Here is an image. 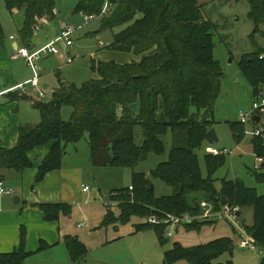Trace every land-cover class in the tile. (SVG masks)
I'll list each match as a JSON object with an SVG mask.
<instances>
[{
  "label": "trees",
  "instance_id": "obj_1",
  "mask_svg": "<svg viewBox=\"0 0 264 264\" xmlns=\"http://www.w3.org/2000/svg\"><path fill=\"white\" fill-rule=\"evenodd\" d=\"M3 1L11 13L24 10L20 40L32 49V38L40 28V19H53L59 0ZM246 1L250 8L248 19L255 27L253 35L264 36V0ZM107 2L110 6L107 15L100 18L101 29L126 26L114 35L109 48L142 56L141 60L126 64L92 61L91 70L97 78L82 86L61 82L50 102L34 104L41 113V122L21 126L17 146L0 150V181L2 170L22 173L33 166L29 153L51 145L36 178L37 182H42L47 174L62 167L67 147L85 137H88L95 166L134 169L151 155H165L163 137L170 134L172 148L166 161L149 174L133 173L132 192L128 187L110 194L103 227L125 226L133 218H164L168 214L194 216L200 209L190 204L189 197L202 194L217 207L231 203L239 205L242 212L251 208L253 223L245 225L244 230L258 248L264 249V194L259 195L256 189L247 187L239 179H222L218 190L214 175L225 164V156L207 154L208 176L204 177L197 153L210 141L208 132L216 124L215 107L223 78L220 63L214 58V32L219 27L207 16L208 4L200 0H79L76 13L100 16ZM3 39L0 21V42ZM240 67L257 98L264 90V49L244 55ZM21 98L10 96L12 101ZM65 107L72 109L69 121L62 118ZM244 127L241 122H229L238 144L242 142ZM251 144L254 155L264 158L262 140L255 137ZM254 176L258 183L264 184V164ZM154 180L171 187L173 194L156 196L151 190L152 185L156 187ZM112 204L117 206V213L111 209ZM36 207L47 221H57L72 210L65 204H38ZM208 224L195 221L187 230L201 231ZM152 227L160 243H165L167 226ZM148 228L151 226L147 222L137 224L135 232ZM25 237L26 231L22 228L20 249L11 254L0 253V264H26L31 254L25 251ZM65 245L74 264L82 262L88 254L86 245L77 237H67ZM46 249L47 246L41 244L39 251ZM233 249V242L228 238L192 248L175 243L165 253V261L168 264L181 260L188 264H233L217 261L225 254L232 256Z\"/></svg>",
  "mask_w": 264,
  "mask_h": 264
},
{
  "label": "rangeland",
  "instance_id": "obj_2",
  "mask_svg": "<svg viewBox=\"0 0 264 264\" xmlns=\"http://www.w3.org/2000/svg\"><path fill=\"white\" fill-rule=\"evenodd\" d=\"M200 2L208 4L206 8L207 16L219 27V30L214 32V58L220 63L223 71L221 93L215 107L216 124L212 128L215 130L218 141L214 143L207 141L202 149L197 151L202 174L204 177L208 176L205 156L207 154L212 155L210 149H227L230 154L225 155V164L214 175V179L217 180L215 184L217 189H221L222 179H239L247 187L256 189L257 193L262 195L264 194V184L258 183L254 176V172H257L255 167L259 165L251 144V140L255 136L246 135V130H252L254 127L252 125L244 127L242 142L238 144L230 131L229 122H240L241 112H251L253 102L257 99L253 96L252 88L242 74L240 61L244 55L254 53L259 48L264 49V36L260 33L253 35L255 27L253 22L248 19L250 8L246 0H241L239 3L236 0H229L225 3L213 0H200ZM78 3L79 0H59L57 2L56 9L58 11H62L66 16H74L71 21L69 19L70 22L60 17L64 23H67L69 27L77 28L81 24L83 27L74 32L71 38L73 46L65 52L68 57L73 58V63L59 65L55 58V60L52 59L53 56L44 57L40 63L41 87L48 80L49 75L53 80L50 88L44 90L46 96L43 100L46 102L51 100L52 93L59 89L60 80L65 84L69 82L76 86H82L91 79L97 78L98 75L91 70L92 61H114L119 64H126L140 61L142 57L131 52L111 50L109 45L113 42L114 35L126 26L117 27L113 30H102L101 19L91 21L85 25L82 22V17L79 13H76ZM23 15L25 18L24 10L12 15L6 8L4 1L0 0V21L6 36L19 32L22 27ZM12 19H14V22ZM43 19L46 18L40 19L39 23H42ZM50 23V26L40 25L41 28H38L35 32L32 42L38 40L39 43H45L58 32V18ZM262 30L264 31V27ZM27 89L30 91L31 87ZM261 95H264V90L261 91L258 97ZM15 97L17 99L25 97V94L19 93ZM71 113L72 109L65 107L62 110L63 120L69 121ZM25 116H36L37 122H33L34 124L40 121V113L37 110L27 109ZM258 116L261 117L259 122L261 125L255 122V126L262 128L264 131V111ZM163 140L166 146V154L163 156L151 155L134 169L95 166L90 161L88 137L83 138L76 145L67 147L64 157L66 160H74L76 157L80 158L81 162L85 164L84 178L82 177L84 182H81L79 177L77 178L79 188L77 190L81 193L82 198H79L74 204L72 214L61 219V231L65 232L66 229L71 231V235L78 236L87 247L88 254L79 264H168L165 261V253L172 249L175 243H179L186 248H192L222 238L230 239L233 242L234 249L232 256L225 254L217 260L218 262L227 263L232 261L233 264H261L264 261V249L258 248L256 251H249L239 247L242 239H248L244 226L252 225L253 210L246 208L242 212L239 205L231 203L221 204L220 207H217L214 203L207 201L202 194H193L189 197L190 204L200 209L199 214L194 216L182 214L178 216L185 217L189 215L193 218L194 222L192 224L195 223V220L201 223H209L201 231L187 230V227L192 224L175 225L173 222H167L168 217L166 216L164 218L151 217L159 222L157 224L151 223V218H133L125 226H118L117 228L113 226L103 227L102 222L110 203V194L116 190L130 187L133 173L149 174L159 163L166 161L172 148L171 135L163 137ZM141 141L142 139L139 138L138 143ZM81 183H84V186ZM154 183L156 187L153 191H155L156 196L162 197L173 194V189L163 182L154 180ZM86 186L90 187V191L84 194L82 189ZM131 188L129 189L132 192ZM226 206L239 208L236 218L223 214ZM111 209L116 213L118 212L115 204L111 205ZM206 212H209V217L205 218ZM145 222L151 228L135 232V225ZM153 225L167 226L164 234L165 243H160L155 228L152 227ZM64 246L65 243L63 242L61 247L63 251L59 256H55L57 252L55 249V251L49 253V256L47 254L37 255L26 264H74L69 257L67 248ZM175 264L188 263L181 260Z\"/></svg>",
  "mask_w": 264,
  "mask_h": 264
},
{
  "label": "crops",
  "instance_id": "obj_3",
  "mask_svg": "<svg viewBox=\"0 0 264 264\" xmlns=\"http://www.w3.org/2000/svg\"><path fill=\"white\" fill-rule=\"evenodd\" d=\"M20 12L21 10H14L11 14L15 15ZM79 15L82 17L81 13H79ZM60 17L64 18L63 20L65 21H69V19L71 21L74 16H66L62 11L55 9L53 19H43L44 21L39 24L42 26H50V22L58 18V32L45 43H39L38 40L36 42H31L32 50L40 49L51 43L58 37L63 28L69 27ZM81 19L82 22H84L83 17ZM12 21L14 22V19H12ZM21 22L23 26L24 15ZM82 27L81 24L77 28H74L78 30ZM20 30L17 34L11 33L9 36H6L4 32V39L0 42V150L12 149L17 146L21 126L37 125L41 122V113L34 108V104L39 102L46 103V101L43 100L46 96L44 90H48L51 86L50 84L53 83L50 75L48 80L42 85L43 87H41L40 81L39 91L43 93V97H41L37 89L29 83L34 76L33 72L23 58L17 57V49L24 46L20 40ZM12 37H14V39H12ZM70 48L71 47L66 49L62 48L59 54L49 56H53L52 59L55 58L59 65L62 63L71 64L67 63L68 56L65 53ZM61 82L65 83L60 80L59 88ZM66 84L71 83L66 82ZM28 87H31L30 91L27 89ZM19 93L25 94V97L16 101L10 99V96ZM54 93L55 92L52 93V98ZM27 109H34L40 113L39 123H33L37 122L36 116H25V111ZM50 150L51 145H48L29 153V158L33 160V166L25 169L20 174L13 169L1 171L0 182L4 184L5 190L11 193H0V253L11 254L20 249L21 231L22 228H24L26 231L25 251L31 254L26 263L34 259V257H37V255L47 254L49 256V253L55 251V249L57 251L55 256H59L62 254L63 250L61 247L63 242L65 243L67 237L78 238V236L71 235V231H67V229L65 232L61 231V219L62 217L70 216L73 212L74 204H76L79 198H82L81 193L77 190L79 189L77 178L79 177V180L84 182L82 181L84 180L82 177L84 178L85 164L81 162L82 160L80 158L75 157L74 160L70 161L64 158L60 169L47 174L42 182H37L36 178L39 173L40 165L49 154ZM81 184L84 186V183ZM16 198L19 199L16 200ZM38 204H65L71 206L72 210L69 215H61L57 221H47L43 212L36 207ZM41 244H45L47 249L39 251ZM64 247H66V245Z\"/></svg>",
  "mask_w": 264,
  "mask_h": 264
},
{
  "label": "built area",
  "instance_id": "obj_4",
  "mask_svg": "<svg viewBox=\"0 0 264 264\" xmlns=\"http://www.w3.org/2000/svg\"><path fill=\"white\" fill-rule=\"evenodd\" d=\"M109 6L110 5L107 2L100 16H95V15L88 16L84 13H81V16L84 19L85 25L90 23L91 21L100 19L104 15H107L108 10H109ZM75 31H76V29L74 27L63 28L62 31L60 32V34L58 35V37L54 41H52L51 43L45 45L44 47H42L40 49H33L32 50V49H29L25 46H22L21 48L19 47L17 49V57L23 58L25 60L26 64L28 65V67L33 72L34 76L29 81V83L35 89H37V91L39 92V95L41 97H43V93L39 90H40V78H41L40 63H41L42 59L46 56H49V55L59 54L61 52L62 48L66 49L68 47H72L73 41L71 38H72V35L74 34ZM12 39H14V37H12ZM67 63H73V58L68 57ZM263 111H264V95H261L260 97H257L256 101L253 102L251 112H247V113L241 112L240 122L245 126L252 125V127H254V129H252V130L247 129L246 135L252 136V137H254V136L260 137L262 139V143L264 146V131L262 128H257V126H255V121H253V117L256 115H259ZM210 153L213 156H225L227 154H230V152L227 149L218 150L215 148L210 149ZM256 158H257V163L259 165H256L255 169L257 171H259L262 164H264V158L258 157V156ZM82 191L84 193H87L90 191V187L86 186L82 189ZM0 193L1 194H10L11 193V192L5 190L4 184L2 182H0ZM224 208L225 209H224L223 214L225 216H234V217L236 216L237 217V214L239 212V208H229L228 206H226ZM166 217H168L167 222H173V223H175V225H178V224H189L190 225L194 222L193 218H191L189 215H186L185 217H183V216L178 217V216H173V215L168 214ZM204 217L205 218L209 217V212H206ZM150 222L153 224L159 223L155 218H151ZM164 223H166V222H164ZM166 224H168V223H166ZM239 247L241 249H245V250H249V251H256L258 249L256 243L249 236H248V239H246V240L242 239Z\"/></svg>",
  "mask_w": 264,
  "mask_h": 264
},
{
  "label": "water",
  "instance_id": "obj_5",
  "mask_svg": "<svg viewBox=\"0 0 264 264\" xmlns=\"http://www.w3.org/2000/svg\"><path fill=\"white\" fill-rule=\"evenodd\" d=\"M253 121L255 122H260L261 121V117L256 115L253 117ZM208 138L210 140V142L214 143V142H217L218 141V137L216 136V133H215V130L214 129H211L209 132H208ZM151 190L153 191L154 190V186L152 185L151 187ZM19 198H16V200H18Z\"/></svg>",
  "mask_w": 264,
  "mask_h": 264
}]
</instances>
